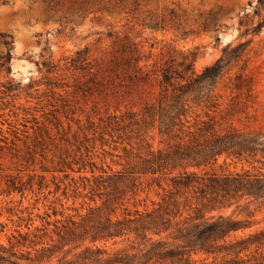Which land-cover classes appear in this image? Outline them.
Instances as JSON below:
<instances>
[{
    "label": "rangeland",
    "instance_id": "rangeland-1",
    "mask_svg": "<svg viewBox=\"0 0 264 264\" xmlns=\"http://www.w3.org/2000/svg\"><path fill=\"white\" fill-rule=\"evenodd\" d=\"M263 20L257 0H0V57L3 39L11 41L10 71L0 67L1 243L27 231L18 217L52 208L73 214L69 208L88 202V189L73 192L85 178L133 165L147 145L164 146L140 120L164 68L183 73L191 64L199 73L227 44L248 41L212 90V106L196 111L222 128L264 133ZM247 165L221 156L206 170ZM147 192L150 204L163 191L139 198ZM219 212L250 222L228 239L264 227L260 202L242 199ZM124 240L132 237L95 245L112 251Z\"/></svg>",
    "mask_w": 264,
    "mask_h": 264
},
{
    "label": "trees",
    "instance_id": "trees-1",
    "mask_svg": "<svg viewBox=\"0 0 264 264\" xmlns=\"http://www.w3.org/2000/svg\"><path fill=\"white\" fill-rule=\"evenodd\" d=\"M257 1L264 7V0ZM263 25L264 20L256 28ZM3 44L0 67L9 72L11 41L4 38ZM247 45L227 44L199 73L191 64L183 73L164 68L158 97L140 119L156 128L164 146L147 145V155L133 165L85 178L73 192L88 189L83 195L88 202L69 208L73 214L52 208L51 214L29 211L18 217L27 231L16 230L7 244L0 241V264H264V227L228 239L250 222L219 212L242 199L264 204V133L222 128L207 112L216 83ZM202 105L205 119L196 111ZM221 156L248 165L239 171L206 170ZM152 187L163 192L147 204L148 192L139 195ZM37 219L42 224L36 225ZM124 236L132 240L112 251L95 245Z\"/></svg>",
    "mask_w": 264,
    "mask_h": 264
}]
</instances>
